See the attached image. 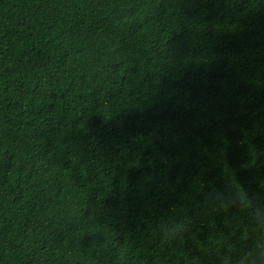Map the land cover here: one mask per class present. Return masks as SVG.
<instances>
[{
  "label": "trees",
  "instance_id": "1",
  "mask_svg": "<svg viewBox=\"0 0 264 264\" xmlns=\"http://www.w3.org/2000/svg\"><path fill=\"white\" fill-rule=\"evenodd\" d=\"M0 264H264V0H0Z\"/></svg>",
  "mask_w": 264,
  "mask_h": 264
}]
</instances>
